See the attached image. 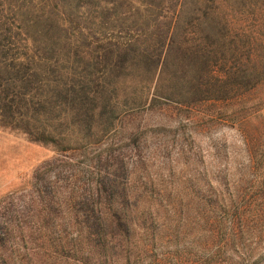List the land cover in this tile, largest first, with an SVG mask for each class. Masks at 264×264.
<instances>
[{
  "label": "rangeland",
  "instance_id": "1",
  "mask_svg": "<svg viewBox=\"0 0 264 264\" xmlns=\"http://www.w3.org/2000/svg\"><path fill=\"white\" fill-rule=\"evenodd\" d=\"M185 16L189 27L194 14ZM198 19L186 36L184 104L120 78L97 98L90 132L76 131L67 150L0 129V224L16 228L6 264H34L11 242L35 239L43 224L72 222L74 231L93 193L105 208L99 180L107 175L117 185L108 204L132 220L138 245L129 260L121 253L108 262L86 248L76 264H264V0H216ZM135 99L148 103L133 108ZM236 211L254 227L243 247L207 248V222L222 218L226 234Z\"/></svg>",
  "mask_w": 264,
  "mask_h": 264
},
{
  "label": "trees",
  "instance_id": "2",
  "mask_svg": "<svg viewBox=\"0 0 264 264\" xmlns=\"http://www.w3.org/2000/svg\"><path fill=\"white\" fill-rule=\"evenodd\" d=\"M215 8L216 0H0V129L67 150L64 144L76 131L83 127L90 132L97 98L120 78L139 79L141 90L155 84V98L184 104L186 36L189 27L199 26L200 15ZM189 13L194 19L187 27ZM134 69L140 72L134 74ZM147 103L132 102L133 108ZM99 181L105 208L93 193L85 210L76 212L74 231L68 230L72 222L35 227V239L23 236L11 242L22 251L19 260L36 257L34 264H42L51 257L60 264L59 255H66V262L76 264L81 263L79 254H90L86 248L100 252L103 262L119 259L121 253L129 260L138 245L134 224L108 204L115 197V180L107 175ZM128 206L126 196L122 209L130 215ZM48 213L53 216L55 210ZM221 220L207 222L206 247L218 254L239 251L254 229L246 212H234L226 234ZM14 229L0 224V264L15 251L8 252L7 246ZM40 240L48 244H38Z\"/></svg>",
  "mask_w": 264,
  "mask_h": 264
}]
</instances>
